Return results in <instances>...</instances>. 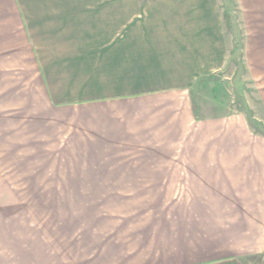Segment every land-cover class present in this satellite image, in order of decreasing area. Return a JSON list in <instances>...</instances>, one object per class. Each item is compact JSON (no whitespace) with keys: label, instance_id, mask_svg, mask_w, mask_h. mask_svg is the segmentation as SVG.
<instances>
[{"label":"crops","instance_id":"1","mask_svg":"<svg viewBox=\"0 0 264 264\" xmlns=\"http://www.w3.org/2000/svg\"><path fill=\"white\" fill-rule=\"evenodd\" d=\"M240 42L264 106V0H0V264H264Z\"/></svg>","mask_w":264,"mask_h":264},{"label":"rangeland","instance_id":"2","mask_svg":"<svg viewBox=\"0 0 264 264\" xmlns=\"http://www.w3.org/2000/svg\"><path fill=\"white\" fill-rule=\"evenodd\" d=\"M233 5L235 12L231 15H234L236 19L240 13L238 12L236 4L234 3ZM242 48V42H240V50L235 51L234 56L230 58V64L221 72L217 73V75H213V77L223 79L229 94L228 97L231 104L230 113L245 115L254 133L264 137V106L256 88L255 81L248 73V65L242 54ZM232 71L235 73L232 74ZM1 172L2 177L7 176L11 180L18 179L21 176V171L4 170ZM57 174L58 171L55 170H44V177L57 176ZM1 188L5 190L4 192H8L9 186L2 185Z\"/></svg>","mask_w":264,"mask_h":264}]
</instances>
